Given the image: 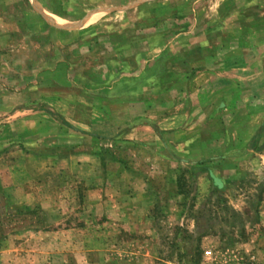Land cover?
I'll return each mask as SVG.
<instances>
[{
  "label": "rangeland",
  "instance_id": "obj_1",
  "mask_svg": "<svg viewBox=\"0 0 264 264\" xmlns=\"http://www.w3.org/2000/svg\"><path fill=\"white\" fill-rule=\"evenodd\" d=\"M0 264H264V0H0Z\"/></svg>",
  "mask_w": 264,
  "mask_h": 264
},
{
  "label": "crops",
  "instance_id": "obj_2",
  "mask_svg": "<svg viewBox=\"0 0 264 264\" xmlns=\"http://www.w3.org/2000/svg\"><path fill=\"white\" fill-rule=\"evenodd\" d=\"M166 41V42H165ZM164 44H166V47L163 48V51H166V52H169L167 55H166V52L164 54H162L164 56V58L167 56V62H169V55H170V52L171 50H169L168 46H169V43L171 44V39H164L163 38V41H162ZM151 50V49H150ZM169 64V63H168ZM164 68V67H163ZM166 71V70H165ZM167 72V71H166Z\"/></svg>",
  "mask_w": 264,
  "mask_h": 264
}]
</instances>
